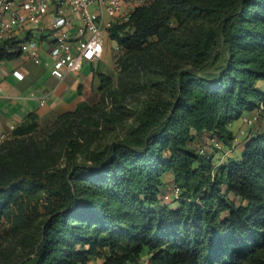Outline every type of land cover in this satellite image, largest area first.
<instances>
[{"label":"trees","instance_id":"16d2710c","mask_svg":"<svg viewBox=\"0 0 264 264\" xmlns=\"http://www.w3.org/2000/svg\"><path fill=\"white\" fill-rule=\"evenodd\" d=\"M173 20L199 24L180 36ZM110 37L122 80L152 73L138 82L145 98L132 125L91 153L84 143L125 112L100 115L96 104L59 115L57 165L46 146L22 141L39 127L38 114L25 118L17 142L0 149V221L40 194L46 217L32 231L15 226L14 236L27 234L20 252L0 236V264H264V131L218 166L197 148L207 135L230 144L233 123L264 106V0H154ZM155 39L165 47L157 63L147 58ZM18 44L0 45V64L21 57ZM97 77L104 102L115 84ZM168 173L181 191L176 208L160 198Z\"/></svg>","mask_w":264,"mask_h":264},{"label":"built area","instance_id":"2783aa9c","mask_svg":"<svg viewBox=\"0 0 264 264\" xmlns=\"http://www.w3.org/2000/svg\"><path fill=\"white\" fill-rule=\"evenodd\" d=\"M154 0H0V45L19 42L22 55L36 65L43 62L41 51L49 46L51 75L63 80L69 74H79L85 64L100 63L104 54L117 55L120 47L110 37V30L131 22L136 10L151 5ZM115 43V46L112 45ZM13 75L23 79L20 72ZM3 88L0 85V95ZM46 100L41 101L44 106ZM264 106L244 114L243 127L230 144L215 135L204 136L206 145L201 155L210 158L208 151L222 154V161L232 157L235 149L248 136ZM10 141L8 133L0 130V149ZM180 188L174 183L170 193L161 200L173 203L180 199ZM4 219L0 221V228Z\"/></svg>","mask_w":264,"mask_h":264},{"label":"rangeland","instance_id":"374dc122","mask_svg":"<svg viewBox=\"0 0 264 264\" xmlns=\"http://www.w3.org/2000/svg\"><path fill=\"white\" fill-rule=\"evenodd\" d=\"M197 24H199V22H196L194 20H188L187 22H184L182 24H179V22L177 23L175 20H173L171 23V27L177 32V34L182 36L191 33L192 30L195 29ZM151 43H153V45L148 50L149 52L147 53V58L153 59L155 63H157V61L161 60L162 58L160 54L165 53V47L163 43H161L158 39L153 40ZM112 45L115 46V43H112ZM209 71L210 73L215 72L216 68L210 69ZM150 73H140L136 75L137 78H135V80L129 78H124V80H122L123 76H120L121 74L119 64L117 63V60H115V55L111 53H108L107 55L105 53L100 63L94 65H84V76H93V79H89L88 81L85 94L83 95L84 102L82 103V106L75 111L68 112H80L86 107H92L96 104H99L98 109L100 110V112L98 114L100 115L114 110H116V113L118 114L122 111L126 114L122 116L123 118L121 119V121L117 123L119 125L115 124L114 126H111L106 121H104L102 123V126L96 129L95 139H93V141L89 144L84 143V146L89 148V152L92 153L96 150H102L106 145L121 137L126 132L128 127L132 125L133 109L138 107L142 103V100L145 98L144 94L137 93L144 91L141 87H139L138 82L140 84H145L150 77ZM98 74H102L108 76L109 78H112L115 84L111 90L105 91L106 99L104 102L101 101L102 93L99 91V79L97 77ZM125 87L133 91L130 93L126 92ZM258 87L264 93L263 81L259 82ZM262 114L263 115L258 120V123L261 119H264V111ZM38 116L39 127L37 131L24 140L22 139V141L27 143L33 142L41 146H46V148L50 150L51 158L55 159L57 165H61L64 163L65 150L63 148L61 140L55 139L57 136L54 137L57 127V117L59 115L42 114ZM76 125L77 123L74 122L72 126L75 127ZM239 126L240 123L238 122L234 127L235 132L237 130V127ZM17 140L12 138L9 143L15 144ZM197 143L198 149L201 146L206 145V141H204L203 139H199ZM237 149L238 147L235 149L231 157L232 159L239 158L237 157L238 154L237 156H234L236 155L235 152ZM208 154L210 155L214 163L217 164V166L218 162L222 161V154L212 152L211 150L208 151ZM224 161L225 160H223V162ZM168 193H170V191H168ZM46 198L47 197L44 194H40L34 198L27 199L25 204L26 207L22 212L18 211L17 208H14L9 216H4V223L0 228V236H3L7 239V243H5L6 245L4 246L5 249L13 250V248L16 247L15 249L19 250L20 252L24 248V245L25 247H27V242H24L25 237H27L26 230L22 228L19 232V237L14 236L13 230L17 224L21 227L23 224L28 222L27 226H30V231H32L37 223L46 217V206L48 204ZM171 204H174L172 206L173 208H176L179 205L178 202H173L169 205ZM38 216L40 217L38 218ZM17 253H15V255ZM101 262L102 259L100 258H91L90 264H97Z\"/></svg>","mask_w":264,"mask_h":264},{"label":"crops","instance_id":"0c3cea01","mask_svg":"<svg viewBox=\"0 0 264 264\" xmlns=\"http://www.w3.org/2000/svg\"><path fill=\"white\" fill-rule=\"evenodd\" d=\"M48 50L49 46L44 44L41 51L43 59L41 65H36L25 55L0 64V85L3 88L0 95V130L8 133L10 140L13 138L14 131L29 114L61 115L68 111H75L84 102L83 95L89 79H93V76L85 77L82 70L79 74L67 75L63 80L57 79L51 75L52 65L48 58ZM16 71L23 75L22 80L13 75ZM42 100H46L44 106H41ZM263 121L264 119H261L248 131L250 137H253L256 132L264 131ZM238 122L240 126L235 132L234 127ZM241 126L240 120L233 123L232 130L235 136L243 127ZM244 150L245 142L242 140L234 156L238 154L237 157H240ZM222 163L223 161H219L218 165ZM173 184V176L168 173L163 179L160 198L167 195ZM174 204L170 205L171 208Z\"/></svg>","mask_w":264,"mask_h":264}]
</instances>
